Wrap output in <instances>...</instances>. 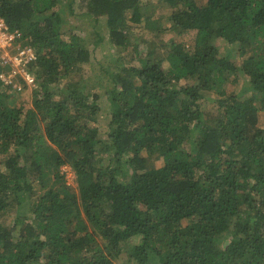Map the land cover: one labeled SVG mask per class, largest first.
<instances>
[{
	"label": "trees",
	"instance_id": "1",
	"mask_svg": "<svg viewBox=\"0 0 264 264\" xmlns=\"http://www.w3.org/2000/svg\"><path fill=\"white\" fill-rule=\"evenodd\" d=\"M140 2L65 1L116 48L106 66L65 35L60 0H0L35 50L37 81L24 107L0 79V216L15 214L0 221V264H115L134 238L121 264H264V0H161L175 29L196 32L192 49L162 29L132 41ZM219 38L247 55L239 92Z\"/></svg>",
	"mask_w": 264,
	"mask_h": 264
},
{
	"label": "rangeland",
	"instance_id": "2",
	"mask_svg": "<svg viewBox=\"0 0 264 264\" xmlns=\"http://www.w3.org/2000/svg\"><path fill=\"white\" fill-rule=\"evenodd\" d=\"M66 0H60V3L57 5L56 10H53L60 18L64 16L65 19V35L71 31L80 34L81 36L85 37V43L91 51H93V61L99 64V65H106L110 66L111 61L113 56L117 55L116 48L112 46V44L107 40V35L103 39L96 38V31L95 29L91 26L90 21L88 19H79L76 18V16H67L66 8L64 7V3ZM141 7L139 9L140 13H142L143 17L141 22H133L130 21V31H131V39L132 41L137 39V43L140 42V40L143 39H150L153 37V34L159 29L163 30V33L159 35L162 37L165 41L171 42V41H176L178 43H183L185 47L187 48H193L194 45V37L196 35L195 31H188V32H182L179 31L178 29H175V27L172 26V22L170 20V9L165 6L164 2H161V0H141L140 2ZM129 15H132L130 12ZM102 24H104L105 20L101 21ZM101 22L99 23V26L101 25ZM105 28V27H104ZM105 34V33H104ZM103 34V35H104ZM215 44L219 48V52L221 56H227L229 59H231L239 68V76L240 79L237 82H233L236 80L238 77L237 75H233L231 77V82L228 84L227 89L229 92H239L242 90L245 86L246 83H244V78H243V73L242 68H243V63L244 60L246 59L247 55L244 54L241 50V46L238 43H229L222 38L216 39ZM157 52L158 54H162L164 50H162V46H157ZM135 54V52H133ZM132 55H129L128 57H131ZM133 63L137 64V62L133 61ZM167 63V62H166ZM101 67V66H100ZM165 67V66H164ZM91 66L86 65L83 66L84 71L88 75L89 70ZM83 72V70H82ZM91 77V76H88ZM64 79L59 80L56 83H51L50 88H57L61 87L63 84ZM233 82V83H232ZM36 86L33 87H25L24 91L17 94L12 93L11 96L12 98L16 99L17 103L19 105H23L24 107H32L33 101H34V92L36 91L35 88ZM3 90L6 91L4 88ZM213 96L212 94H207L205 97L204 103H205V109L208 111H215V103L210 101L209 98ZM99 122V127L103 131H107L109 128V122L107 120H104L103 116H101ZM259 124L261 127H264V110L260 112V121ZM155 165L157 166H162L163 165V159H157L154 161ZM69 166V165H68ZM63 167V166H62ZM61 167V174H63V169ZM75 177L73 179L68 180L66 179L65 175L64 180L73 186L76 187V174L74 169L72 168ZM37 187V185H36ZM39 187V186H38ZM15 218V214L13 213H7L4 215L0 216V221L6 224H12ZM138 242V239H133L131 241H127L124 243V252L120 254L118 257L115 259V264H121V262L126 261L127 257V252H129L132 247H134Z\"/></svg>",
	"mask_w": 264,
	"mask_h": 264
},
{
	"label": "built area",
	"instance_id": "3",
	"mask_svg": "<svg viewBox=\"0 0 264 264\" xmlns=\"http://www.w3.org/2000/svg\"><path fill=\"white\" fill-rule=\"evenodd\" d=\"M0 51V65L10 66V69L0 74V79L8 93L23 92L24 82L29 87L36 86V76L29 69L30 63L36 59L35 50L25 43L21 31H11L3 19H0ZM68 165H63L62 169L66 179L71 183L69 180L75 175L72 166Z\"/></svg>",
	"mask_w": 264,
	"mask_h": 264
}]
</instances>
